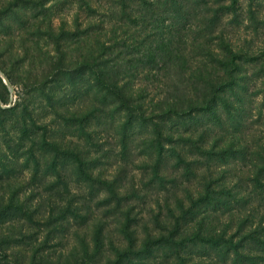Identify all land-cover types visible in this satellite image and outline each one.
Masks as SVG:
<instances>
[{
    "label": "rangeland",
    "instance_id": "rangeland-1",
    "mask_svg": "<svg viewBox=\"0 0 264 264\" xmlns=\"http://www.w3.org/2000/svg\"><path fill=\"white\" fill-rule=\"evenodd\" d=\"M207 1L0 0V261L117 264L128 249L123 264H179L167 244L138 253L179 221L264 264V0ZM229 74L219 121H159L206 106ZM132 110L146 121L126 132ZM207 186L242 198L195 224L183 213ZM185 250L190 264H250Z\"/></svg>",
    "mask_w": 264,
    "mask_h": 264
},
{
    "label": "trees",
    "instance_id": "trees-1",
    "mask_svg": "<svg viewBox=\"0 0 264 264\" xmlns=\"http://www.w3.org/2000/svg\"><path fill=\"white\" fill-rule=\"evenodd\" d=\"M171 1H175V0H171ZM198 1H202V0H198ZM207 1V0H206ZM208 2V1H207ZM206 2V3H207ZM174 3V2H173ZM177 3V2H175ZM126 8V7H125ZM241 57V56H239ZM243 60V58H239V61ZM233 75V74H232ZM231 74H229V78L232 79L228 82V79L226 82H224L223 84H221L217 89H215L214 91V96L212 97V99L209 100V102L206 104V106L203 107H199L198 109H189L187 111H177L176 109H169L168 111L164 112L162 115H160L159 117V121L162 122H166V121H172V122H176V121H181L183 120L184 123H186L187 121L190 122L191 119L193 118L194 114L195 115H206V114H210L214 117V119L216 120H220V116L218 114V111L215 110L217 108V106L219 105V103L222 102L225 103V101L227 102L228 99H226L225 97H229L233 95V91L238 90L237 89V84L238 82L235 80L234 76L232 77ZM236 84V85H235ZM104 86H106L109 90V93H112V95L119 99L120 101H122V105H124L125 98H126V94L124 93V89L122 87L119 88L118 84H117V79L113 78L112 79V83H108V84H104ZM236 87V88H235ZM227 111H229L227 109ZM137 113H134V110L130 111L127 113V117L125 120V123L123 124V127L125 128V131L127 132L128 128L131 127L134 123V121H139L145 123L146 119L141 118L139 111H136ZM231 114V112H229ZM167 116V117H166ZM186 125V124H184ZM45 143L51 147H53L54 150L58 151V155H60L61 153H63L66 156H74V161L76 162V164H79V168H80V173L82 175H84L85 177H87V180L90 181H95V182H99V179L97 180L93 174V172L91 171L93 166H90V163H87L86 160H81V158H75L76 155L71 154L70 152L64 151L61 152L54 144V141L48 142L47 140H45ZM158 141H160V139L157 137L155 140L156 145H158ZM161 143V142H159ZM155 145V144H154ZM159 155L161 154V151L164 149L163 144H159ZM58 157V156H57ZM55 157V159L57 158ZM264 174L263 171H259L258 174H256V177L254 179V181L257 183L258 181H260V177L262 179ZM106 183H108L111 188V190H109L113 195H116L118 192V188L117 191L115 190L114 186L112 184L114 183H110L108 181L105 180ZM230 190L228 189V187H222L220 190L216 191V189H214L213 187L207 186V188H205L203 190V193L199 194L197 196V198H191L190 200V204L186 207V209L184 210L183 213V217L186 218L189 221H195V224H199V222H202V224H206V221L209 220L210 214L211 212L214 213L217 210H221L222 208L228 209V207L232 206V203H239L240 199L242 197L239 196H234L230 194ZM230 211V210H229ZM199 217H201L199 219ZM64 218H67V216H64ZM177 226L173 227L172 231H170V236L168 237H164L167 239H163V237H159L154 241H150L147 243L146 247H144L143 250H139L138 253L140 254L141 252L147 253L149 251V249H151V244L155 243L158 244L159 247H162L164 244L169 245V250L174 252V256L176 257V259L178 260L179 264H190V257L191 255H189L190 253L188 252V250H185L187 247H190L191 245H199L202 247H211L213 249H223L229 256H231L232 254L236 255L237 259H240L244 262V260L247 263L250 264H256V259L259 258L255 255L254 250H252V248H247V244H240V242L236 243L234 236H231L230 238H225L224 236L221 237H211V236H207L204 235L203 232H201V229L199 228H195L192 230L191 228V232H189L188 235H185L184 230H182V228L180 227V225H178L179 221L175 222ZM255 233V232H252ZM251 233V235L248 236H244L245 239L247 240L248 238L250 239H254V241H256L255 238H253V234ZM178 235H185L184 237H180ZM243 237V238H244ZM243 238H241L240 240H242ZM258 241V240H257ZM190 243V244H188ZM208 243V244H206ZM261 244H264V242H261ZM97 245V242H96ZM264 250V248H262ZM128 250V249H127ZM126 249H120L118 251L117 254V259L116 262L117 264H123V261L125 259H129L130 256L132 254H134L133 251L132 254H128ZM183 251V254H182ZM264 253V252H263ZM225 254V255H227ZM141 255V254H140ZM0 264H12L11 261H9L8 259L6 260V262H2V260L0 261ZM191 264H197V263H191Z\"/></svg>",
    "mask_w": 264,
    "mask_h": 264
}]
</instances>
